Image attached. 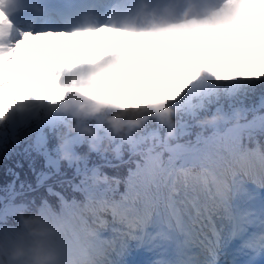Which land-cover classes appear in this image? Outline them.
Returning a JSON list of instances; mask_svg holds the SVG:
<instances>
[{
	"label": "snow or ice",
	"instance_id": "snow-or-ice-1",
	"mask_svg": "<svg viewBox=\"0 0 264 264\" xmlns=\"http://www.w3.org/2000/svg\"><path fill=\"white\" fill-rule=\"evenodd\" d=\"M97 46L95 55H83ZM258 88L264 89V0H0V144L36 121L40 145L44 128L74 116L78 128L94 134H65L64 150L75 156L77 146L116 141L105 123L111 118L140 157L123 178L95 168L89 176L85 166L77 186L82 202L56 193L59 211L41 205L57 225L61 264H127L129 242L152 250L157 237L174 245L172 255L149 264H220L233 244L250 254L247 264L264 256V207L240 213L232 203L241 173L264 188V144L244 143L264 135V93L258 107L229 103L226 110L221 103ZM189 121L211 134L170 143L189 134ZM153 124L166 127L167 137ZM14 206L0 207L4 237L14 231ZM217 215L228 223L223 231L212 227L209 238L204 229ZM117 242L121 259L103 258ZM189 246L200 252L188 254Z\"/></svg>",
	"mask_w": 264,
	"mask_h": 264
},
{
	"label": "clouds",
	"instance_id": "clouds-1",
	"mask_svg": "<svg viewBox=\"0 0 264 264\" xmlns=\"http://www.w3.org/2000/svg\"><path fill=\"white\" fill-rule=\"evenodd\" d=\"M32 123L36 124V121ZM106 125L112 129L116 140L127 143V139L121 134L112 123L111 118L105 121ZM200 123V121H198ZM50 129V128H49ZM53 131L56 139L55 148L58 150L60 161L72 164L80 159L77 153L75 156L64 150L65 134L80 133L86 136L94 134L86 128H78L76 117H71L70 123L61 125ZM22 137L17 136L14 142H18ZM103 142L85 144L89 151H99ZM11 216L13 221V232L7 237L0 235V264H61V253L54 243L58 228L56 223L45 217L40 212V207L33 210L27 205L18 204Z\"/></svg>",
	"mask_w": 264,
	"mask_h": 264
},
{
	"label": "trees",
	"instance_id": "trees-1",
	"mask_svg": "<svg viewBox=\"0 0 264 264\" xmlns=\"http://www.w3.org/2000/svg\"><path fill=\"white\" fill-rule=\"evenodd\" d=\"M7 166H8L7 160L5 159L3 154L0 153V187L12 188V187L16 186L15 181H17V179L11 178V176L7 172V169H6ZM8 183H10V185H8ZM0 194H2V196H4V190H0ZM5 197L6 198L4 200L9 199L8 195Z\"/></svg>",
	"mask_w": 264,
	"mask_h": 264
},
{
	"label": "rangeland",
	"instance_id": "rangeland-1",
	"mask_svg": "<svg viewBox=\"0 0 264 264\" xmlns=\"http://www.w3.org/2000/svg\"><path fill=\"white\" fill-rule=\"evenodd\" d=\"M242 100H243V99L240 98V99L237 100V101H230L229 103H233V104H235V103H241ZM229 103H228V104H229ZM187 132H188V129H187ZM181 135H183V134H181ZM181 135H178V136H181ZM51 146L54 147V146H55V143H54V142H51ZM165 159H167V156L165 157ZM55 160H57V158H55ZM57 161H58V160H57ZM53 166H54L55 169H57L58 163H57V165H53Z\"/></svg>",
	"mask_w": 264,
	"mask_h": 264
},
{
	"label": "bare ground",
	"instance_id": "bare-ground-1",
	"mask_svg": "<svg viewBox=\"0 0 264 264\" xmlns=\"http://www.w3.org/2000/svg\"><path fill=\"white\" fill-rule=\"evenodd\" d=\"M99 51H100V49H99Z\"/></svg>",
	"mask_w": 264,
	"mask_h": 264
}]
</instances>
